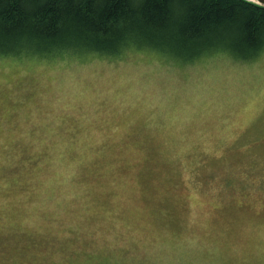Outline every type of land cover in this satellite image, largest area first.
<instances>
[{"label": "rangeland", "instance_id": "1", "mask_svg": "<svg viewBox=\"0 0 264 264\" xmlns=\"http://www.w3.org/2000/svg\"><path fill=\"white\" fill-rule=\"evenodd\" d=\"M0 264H264V48L0 54Z\"/></svg>", "mask_w": 264, "mask_h": 264}, {"label": "trees", "instance_id": "2", "mask_svg": "<svg viewBox=\"0 0 264 264\" xmlns=\"http://www.w3.org/2000/svg\"><path fill=\"white\" fill-rule=\"evenodd\" d=\"M152 49L191 62L264 48V6L250 0H0V54L121 56ZM12 53V54H9Z\"/></svg>", "mask_w": 264, "mask_h": 264}, {"label": "water", "instance_id": "3", "mask_svg": "<svg viewBox=\"0 0 264 264\" xmlns=\"http://www.w3.org/2000/svg\"><path fill=\"white\" fill-rule=\"evenodd\" d=\"M264 6V0H250Z\"/></svg>", "mask_w": 264, "mask_h": 264}]
</instances>
